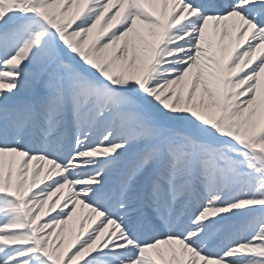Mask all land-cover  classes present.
<instances>
[{
  "label": "snow or ice",
  "instance_id": "snow-or-ice-1",
  "mask_svg": "<svg viewBox=\"0 0 264 264\" xmlns=\"http://www.w3.org/2000/svg\"><path fill=\"white\" fill-rule=\"evenodd\" d=\"M0 264H264V0H0Z\"/></svg>",
  "mask_w": 264,
  "mask_h": 264
}]
</instances>
